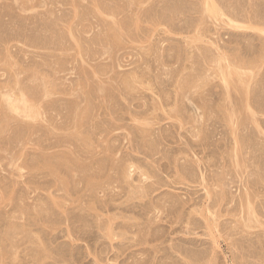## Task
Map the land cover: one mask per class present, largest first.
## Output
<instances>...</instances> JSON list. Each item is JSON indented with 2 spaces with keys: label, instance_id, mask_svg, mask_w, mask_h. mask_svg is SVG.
<instances>
[{
  "label": "rangeland",
  "instance_id": "1",
  "mask_svg": "<svg viewBox=\"0 0 264 264\" xmlns=\"http://www.w3.org/2000/svg\"><path fill=\"white\" fill-rule=\"evenodd\" d=\"M207 1L0 0V264H264V0Z\"/></svg>",
  "mask_w": 264,
  "mask_h": 264
},
{
  "label": "bare ground",
  "instance_id": "2",
  "mask_svg": "<svg viewBox=\"0 0 264 264\" xmlns=\"http://www.w3.org/2000/svg\"><path fill=\"white\" fill-rule=\"evenodd\" d=\"M206 1H207V0H206ZM208 1H209V0H208ZM208 1H207V2H208ZM207 2H206V3H207ZM208 4H209V3H208ZM95 7H96V6H95ZM97 7H98V6H97ZM97 7H96V11H97ZM98 12H100V10H99ZM96 13H97V12H96ZM115 25H116V24H115ZM117 26H118V24H117ZM118 27H119V30H120V29H121V25L118 26ZM116 31H117V30H116ZM116 31H115V32H116ZM117 33H118V31H117ZM120 33H121V34H120ZM120 33H118V34L122 35V31H121ZM114 35H115V34H114ZM117 37H118V36H117ZM118 38H119V37H118ZM234 69H236V68H234ZM233 72H234V71H233ZM237 72H238V71H237ZM225 73H226V71H225ZM229 74H230V73H229ZM237 74H238V73H237ZM239 79H240V78H239ZM232 80H233V79H232ZM240 80H241V79H240ZM227 81H229L228 78H227ZM227 81H226V82H227ZM230 81H231V80H230ZM233 81H235V80H233ZM238 81H239V80H238ZM242 81H243V79H242ZM227 83H228V82H227ZM235 83H237V82L235 81ZM243 83H245V81H243ZM228 84H229V83H228ZM231 84H233V83H231ZM240 84L242 85V83H240ZM245 84H246V83H245ZM243 85H244V84H243ZM226 86H227V85H226ZM235 86H236V85H235ZM229 87H230L229 89L231 90V86H229ZM232 87L235 88V87H234V84H233ZM237 87H238V86H237ZM237 87H236V88H237ZM241 87H243V86H241ZM246 87H247V85H246ZM246 87H245V88H246ZM103 89H104V88H103ZM106 89H107V88H106ZM239 89H240V88H239ZM227 90H228V89H227ZM237 90H238V89H237ZM240 90H241V89H240ZM104 91H105V90H104ZM231 91H232V90H231ZM238 91H239V90H238ZM228 92H229V91H228ZM242 92H244V90H243ZM242 92H241V93H242ZM241 93H240V94H241ZM240 94H239V96H240ZM246 94H247V91H246ZM242 95H245V94H242ZM230 96H231V95H230ZM4 97H5V96H4ZM6 97H7V96H6ZM6 97H5L6 100H7V98H8V100H10V97H11V96H10V97H7V98H6ZM232 97H233V96H231V99H232ZM12 98H14V97H12ZM15 98H16V97H15ZM240 98L242 99L241 96H240ZM240 98H238V99L240 100ZM5 99H4V101H6ZM27 99H28V97H27V98L25 97V100H21V99H19L20 101H19L18 99H11V101H7V102H9V103H8L9 106H8V105H7V106L10 107L11 110L13 109L12 111H15V113H20V112H23V113H24L27 109H26L25 111H22V110H24V108H25L22 104L27 105V106L29 107V109L31 110V111L28 110V111H30V113L28 112V113H29L28 116L30 117V115H31L32 118H36V115L38 114L39 108L37 107L36 103H33V102L31 103L30 101H27ZM243 99H244V100L241 101V104H243L244 101H245V98H243ZM245 102L248 103L247 100H246ZM21 103H22V104H21ZM4 104H5V103H4ZM244 105H245V104H244ZM248 105H249V104H248ZM4 106H5V105H4ZM27 106H26V107H27ZM241 106H243V105H241ZM247 107H248V106H247ZM249 107H250V106H249ZM5 109H6V111L8 112L6 106H5ZM8 109H9V108H8ZM9 110H10V109H9ZM245 110H246V109H245ZM245 110H244V107H243L242 112L245 111ZM79 111H81V110H79ZM79 111H78V113H79ZM233 111H234V110H233ZM247 111H248V110H247ZM247 111H246V113H248ZM76 112H77V111H76ZM240 112H241V111H240ZM40 113H41V112H40ZM243 113H244V112H243ZM9 114H10V115H14V114H12V113H10V112H9ZM20 114H21V113H20ZM25 114H27V112H25ZM16 115L20 116L19 114H16ZM23 115H24V114H23ZM38 115H40V114H38ZM82 115H83V114H81V116H82ZM21 116H22V115H21ZM21 116H20V117H21ZM25 116H27V115H25ZM25 116H23V117H25ZM41 116H42V115H41ZM78 116H79V115L76 114V117H78ZM32 118H31V120H32ZM81 118H82V117H81ZM81 118H80V119H81ZM37 119H38V117H37ZM39 119H40V117H39ZM39 119H38V120H39ZM41 119H42V118H41ZM77 119H79V118H77ZM77 121H78V120H77ZM77 121H76V118H75V123H76ZM79 122H80V120H79ZM75 123H74V124H75ZM77 124H78V123H77ZM75 126H76V124H75ZM215 240H216V239H215ZM213 250H214V249H213ZM212 260H213V259H212ZM214 260H215V259H214ZM207 261H209V260H207ZM214 262H215V261H214ZM229 262L232 263V261H229ZM210 263H211V262H210ZM231 263H230V264H231ZM233 263H234V262H233ZM234 264H235V263H234Z\"/></svg>",
  "mask_w": 264,
  "mask_h": 264
}]
</instances>
